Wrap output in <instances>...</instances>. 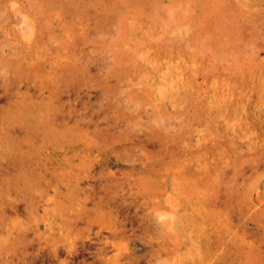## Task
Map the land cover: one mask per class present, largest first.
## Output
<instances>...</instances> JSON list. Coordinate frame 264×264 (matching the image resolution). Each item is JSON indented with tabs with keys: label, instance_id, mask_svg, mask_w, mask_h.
Returning <instances> with one entry per match:
<instances>
[{
	"label": "rangeland",
	"instance_id": "374dc122",
	"mask_svg": "<svg viewBox=\"0 0 264 264\" xmlns=\"http://www.w3.org/2000/svg\"><path fill=\"white\" fill-rule=\"evenodd\" d=\"M0 127V264H264V0H0Z\"/></svg>",
	"mask_w": 264,
	"mask_h": 264
},
{
	"label": "bare ground",
	"instance_id": "6f19581e",
	"mask_svg": "<svg viewBox=\"0 0 264 264\" xmlns=\"http://www.w3.org/2000/svg\"><path fill=\"white\" fill-rule=\"evenodd\" d=\"M24 77H25V76H24ZM19 79H20V78H19ZM30 79H31V78H30ZM20 80H21V79H20ZM24 81H25V80H24ZM14 82H15V81H14ZM21 83H22V82H21ZM164 83H165V82H164ZM5 86H6V85H5ZM17 86H18V85H17ZM40 87H41V86H40ZM2 88H3V87H2ZM37 90L39 91V89H37ZM26 93H27V92H26ZM42 94H43V92H42ZM31 95H32V93H31ZM8 96H9V95H8ZM33 96H34V95H33ZM42 97H43V95H42ZM44 97H45V95H44ZM28 99H29V98H28ZM47 107H48V106H47ZM47 107H46V108H47ZM42 111H43V110H42ZM46 111H48V110H46ZM46 111H45V112H46ZM49 111H50V110H49ZM40 112H41V111H40ZM55 116H56V114H55ZM50 122H51V121H50ZM2 127H3V126H2ZM0 128H1V127H0ZM12 129H13V128H12ZM23 129H24V128H23ZM0 130H1V129H0ZM37 130H38V129H37ZM31 133H32V132H31ZM1 135H2V134H1ZM33 135H34V134H33ZM3 136H4V134H3ZM31 136H32V135H31ZM35 136H36V135H35ZM30 138H31V137H30ZM30 138H29V139H30ZM24 165H25V164H24ZM14 208H15V207H14ZM12 209H13V208H12ZM37 226H38V224H37ZM38 228H39V227H38ZM37 232H38V231H37ZM35 233H36V232H35ZM36 235H37V234H36ZM38 236H39V235H38ZM20 240H21V239H20ZM190 242H191V241H190ZM190 242H189V243H190ZM52 244H53V242H52ZM190 245H191V244H190ZM25 246H26V245H25ZM27 247H28V246H27ZM57 248H58V247H57ZM71 248H72V247H71ZM197 248H198V247H197ZM194 249H195V248H194ZM195 250H196V249H195ZM58 251H59V250H58ZM58 251H56V252H58ZM52 252L54 253V251H52ZM189 252H190V251H189ZM197 253H199V252H197ZM210 253H211V252H210ZM210 253H209V254H210ZM199 254H200V253H199ZM54 255L56 256L57 254L54 253ZM209 256H210V255H209ZM198 260H199V259H198ZM207 262H208V261H207ZM209 262H210V261H209ZM211 262H212V259H211ZM196 263H197V262H196ZM196 263H195V264H196Z\"/></svg>",
	"mask_w": 264,
	"mask_h": 264
}]
</instances>
